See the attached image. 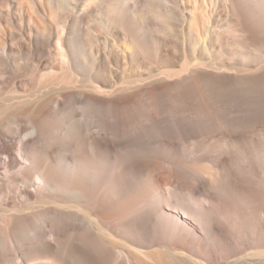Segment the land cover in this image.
Here are the masks:
<instances>
[{"label":"bare ground","instance_id":"1","mask_svg":"<svg viewBox=\"0 0 264 264\" xmlns=\"http://www.w3.org/2000/svg\"><path fill=\"white\" fill-rule=\"evenodd\" d=\"M0 264H264V0H0Z\"/></svg>","mask_w":264,"mask_h":264}]
</instances>
